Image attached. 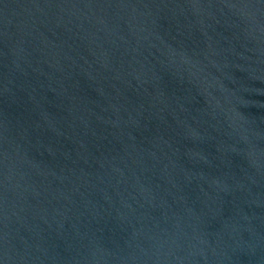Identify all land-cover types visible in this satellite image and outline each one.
<instances>
[{
  "label": "water",
  "instance_id": "1",
  "mask_svg": "<svg viewBox=\"0 0 264 264\" xmlns=\"http://www.w3.org/2000/svg\"><path fill=\"white\" fill-rule=\"evenodd\" d=\"M0 264H264V0H0Z\"/></svg>",
  "mask_w": 264,
  "mask_h": 264
}]
</instances>
